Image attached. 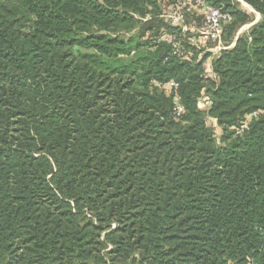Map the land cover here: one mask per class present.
<instances>
[{
    "label": "trees",
    "instance_id": "1",
    "mask_svg": "<svg viewBox=\"0 0 264 264\" xmlns=\"http://www.w3.org/2000/svg\"><path fill=\"white\" fill-rule=\"evenodd\" d=\"M208 1L215 79L156 0H0V264H264V0Z\"/></svg>",
    "mask_w": 264,
    "mask_h": 264
},
{
    "label": "built area",
    "instance_id": "2",
    "mask_svg": "<svg viewBox=\"0 0 264 264\" xmlns=\"http://www.w3.org/2000/svg\"><path fill=\"white\" fill-rule=\"evenodd\" d=\"M158 2V16L164 20V25L158 30L155 40L165 42L170 45L171 52L176 57L187 58V46L195 47L205 53L212 48V54L205 59L204 66L207 72L216 78L212 69V62L216 54L225 46L223 45V35L225 27L233 20L230 11L223 7H218L208 0H156ZM195 12L202 15L199 22H195L191 17ZM191 15V16H190ZM172 27V29H171ZM199 48V49H198ZM162 90H177L179 82L171 79L164 83H159ZM205 108H210L213 104L211 99L200 97ZM184 113V105L179 95L175 98L173 114L180 116ZM259 115V111L247 114L239 127V132H243L249 127L251 120Z\"/></svg>",
    "mask_w": 264,
    "mask_h": 264
},
{
    "label": "rangeland",
    "instance_id": "3",
    "mask_svg": "<svg viewBox=\"0 0 264 264\" xmlns=\"http://www.w3.org/2000/svg\"><path fill=\"white\" fill-rule=\"evenodd\" d=\"M241 7L248 11L249 13H253L255 14V20H258L260 18V14L258 12H255V10H253V8L250 6V5H245L243 4V2H241ZM157 12H159V8L157 10ZM251 23L249 24H246L244 25L241 29H240V32H243V31H247L250 27ZM156 34H158V31L156 32ZM156 36V35H155ZM152 49V48H151ZM199 49V48H198ZM187 58L191 59V60H196V59H199V56L201 54V51L200 50H197L194 46L191 47V45L187 46ZM199 51V53L197 54V52ZM219 53V52H218ZM217 53V54H218ZM216 54V55H217ZM176 91V95H179V91L178 90H175ZM181 97V96H180ZM210 122V121H209ZM210 124L214 127L215 131H216V135L220 136L221 135V128H219L214 122L213 120H211Z\"/></svg>",
    "mask_w": 264,
    "mask_h": 264
},
{
    "label": "crops",
    "instance_id": "4",
    "mask_svg": "<svg viewBox=\"0 0 264 264\" xmlns=\"http://www.w3.org/2000/svg\"><path fill=\"white\" fill-rule=\"evenodd\" d=\"M240 2H243V0H239ZM244 4V3H243ZM248 5V4H247ZM224 45V44H223Z\"/></svg>",
    "mask_w": 264,
    "mask_h": 264
},
{
    "label": "bare ground",
    "instance_id": "5",
    "mask_svg": "<svg viewBox=\"0 0 264 264\" xmlns=\"http://www.w3.org/2000/svg\"><path fill=\"white\" fill-rule=\"evenodd\" d=\"M245 5H247L245 2H243ZM248 6V5H247ZM254 10V9H253Z\"/></svg>",
    "mask_w": 264,
    "mask_h": 264
}]
</instances>
